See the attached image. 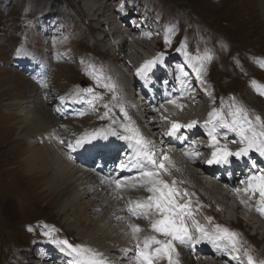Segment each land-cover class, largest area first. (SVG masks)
Instances as JSON below:
<instances>
[{
    "label": "rangeland",
    "instance_id": "374dc122",
    "mask_svg": "<svg viewBox=\"0 0 264 264\" xmlns=\"http://www.w3.org/2000/svg\"><path fill=\"white\" fill-rule=\"evenodd\" d=\"M92 1L96 0H0V264H16L18 260L24 258L26 261H31V264L39 263L41 253L37 251V245L39 242L50 241L49 237L44 235L46 231H51L53 238L67 239L72 244L90 247L98 253L102 247L107 248L110 245L104 241L113 238L109 236L113 235V232L107 231L109 227L101 224L105 221V213L102 218V216H93L88 211L87 221L76 226L74 222L69 224L66 221V214L57 212L54 202L60 199L61 195L58 192L42 191V186L38 184L39 179L25 174L19 148L26 146L22 140L17 139L16 125L12 123L23 116L17 111L14 105L16 102L23 103V107L30 106V111H44L47 121L51 123L55 121L46 105L48 101L45 100L40 105L42 97L34 98L36 87L13 67L18 57L17 50H22L24 43H27L28 31L31 29V33H34L37 29H41V26L38 27V19L42 16L48 17V21L55 17L58 26L65 34V39H53L49 44L50 50L55 55L51 62V76L45 92L48 90V93L53 95V99L60 100V103L69 101L75 92L81 89L83 82H85L84 90L92 84L93 79L86 75L89 68H93L96 73H100L99 69H103L104 56H106V53H103V42L94 43L93 27L86 20L89 16L81 8V5H87L90 10L87 8L86 10L90 12V15L93 14ZM101 1L106 6L100 13L107 15L110 13L108 10L110 7L106 1ZM113 1L117 0H110L112 3ZM150 1L151 3L147 2L148 13L152 17L156 13L159 14L160 27L176 28L174 25L178 23L180 43L191 45L193 53L211 55L212 59L204 62L207 73L205 71L202 73L208 75L209 81L211 79L216 109H221V105L225 103L229 108L231 104L236 103L247 115L260 113L261 103L253 99L246 86V82L251 77L264 80V76L256 72L248 63L249 54L264 56V20L260 16L258 2L245 4V0ZM139 5L142 8L146 7L144 3ZM105 10L108 12L104 13ZM109 19L112 20L110 16ZM31 39L37 42L34 46L40 54L38 41L41 38L38 35L34 37L31 35ZM49 40L45 39L46 44ZM153 47L152 43L145 46V50L153 49ZM137 56L138 54H134L132 58L135 59ZM58 59L61 62L56 63ZM114 76L115 79L118 77ZM29 85L32 87L31 91L23 96L22 89ZM100 97L102 98H99L95 104L96 111L92 113L91 118L86 117L87 120L79 118L80 121L69 122V126L72 125L71 128L75 125L79 127L84 123H88V126L74 128L77 131L66 126L68 131L65 133L68 134L64 135H69V132H80L83 135L95 126L105 127L104 114L108 108L104 105H109V98L102 93ZM28 102L34 103L27 105ZM195 172L197 177L201 178L200 183L210 187L206 184L207 179L203 178L204 176L200 177L199 170ZM41 176L45 177L42 174ZM71 183L74 193L68 194L67 200L72 199V196H79L77 195L79 190L74 188L79 183L74 180ZM220 194L218 197L224 195ZM192 197L200 202L198 193L192 194ZM132 198L134 197L129 198L130 202L133 201ZM89 202H91L90 199L84 197L82 199L81 196L79 205H89ZM200 203L204 207L203 201ZM90 206L93 208L92 204L88 207ZM205 210L208 220L217 227L218 219L210 214L209 207ZM230 211L231 214L237 213V210ZM146 224L147 222H143L140 225ZM232 227H235L240 237L245 238L244 233L238 231L241 229L240 222L237 226L232 225L230 228ZM97 229H99L97 236L104 245H101L102 247L94 242L98 239L97 237H89L90 234H96ZM159 237L164 239L162 236ZM253 241L256 242L254 238ZM71 259L69 256L66 257L67 264Z\"/></svg>",
    "mask_w": 264,
    "mask_h": 264
},
{
    "label": "snow or ice",
    "instance_id": "6c2138e0",
    "mask_svg": "<svg viewBox=\"0 0 264 264\" xmlns=\"http://www.w3.org/2000/svg\"><path fill=\"white\" fill-rule=\"evenodd\" d=\"M166 44H171V40H165ZM180 51L181 49H177ZM22 50H17V55H20ZM163 53L158 54L151 60L145 61L137 70V76H144L148 71L161 62L163 59ZM186 63L190 67H193L196 72L197 79H201V72L203 70V61H210L211 55L206 54L203 58L196 56L192 57L187 51L184 52ZM193 60L201 61L200 66L196 67L192 63ZM182 76H187L186 72L181 73ZM183 82V81H182ZM110 90L115 89V85H105ZM91 92V89H87ZM261 95H264V90H261ZM102 98V97H97ZM63 100V98H61ZM113 99H116L113 96ZM90 105L94 104L93 100H89ZM169 103L176 104L175 100H170ZM105 108L108 105H104ZM177 107H183L177 105ZM108 115L107 112L104 114ZM126 118L127 113L124 114ZM231 122L225 117L221 109L214 108L209 114L208 119L204 121L201 127L208 129V135L211 139V145L215 150L211 153V158L207 159L208 164H227L230 157H236L237 159L247 157L251 151L259 153L261 157H264V123L261 122V117H255V123L252 119H249L247 113L243 109H236L231 113ZM130 119V118H129ZM166 119V117H165ZM171 127L167 132V135L173 136L181 129H193L197 126L198 121L192 120L189 123L182 124L177 121H171ZM228 128L233 132H236L240 137V143L244 147L239 148L237 151H230L227 145L221 146L217 139V128ZM124 131L128 134L121 135V140L134 142L135 155L129 160V164L139 170L138 176L133 178L134 183L126 184V182L119 179L113 180L116 189L122 187L142 188L145 189L150 195L143 200L135 201L134 206L128 207L127 211L134 217H145L150 221V227L153 233L164 237V239L158 238L157 235L146 234L141 239L140 233L142 229L139 225L131 224V235L135 241L134 249H128L127 251L134 252L132 259L135 264H159L162 259H167V264H179L178 260L174 259L176 253L175 243L180 244L199 243L202 239H207L210 243H216L217 241L227 239L232 250L238 253L240 250L236 246L235 234L230 233L227 229H223L217 233H208L204 228L195 220L193 225L198 233L199 237H194L186 223V218L192 215L189 203H179L178 198L188 196L185 191L181 193L176 187L177 181L172 180L171 183L166 181L164 175H172V168L175 167L171 157L168 153L162 149L157 150L152 146L151 141L147 140L138 128L123 126ZM112 135H116L114 130H111ZM108 133L104 131H98L95 133H85L76 139L74 142L67 143L68 149L75 151L84 147L86 144H91L98 139H106ZM235 142V141H234ZM61 144L65 141L61 140ZM190 158L198 156L199 153L186 152ZM122 168H127L128 164L121 165ZM256 167L255 164L252 165ZM178 170V169H177ZM246 192L255 194L259 192L260 201L257 211L264 214V168L254 171L246 177ZM122 219V218H121ZM219 225L217 228L219 229ZM31 231V229H29ZM45 236H48L51 243L56 244L60 251L65 252L72 259L69 264H107V262L101 258V254L94 251L90 247L81 244H72L67 239L53 238L51 231H46ZM247 257L248 264H256L253 257L247 252L244 253ZM234 259H238V256H234ZM264 264V262H261Z\"/></svg>",
    "mask_w": 264,
    "mask_h": 264
},
{
    "label": "bare ground",
    "instance_id": "6f19581e",
    "mask_svg": "<svg viewBox=\"0 0 264 264\" xmlns=\"http://www.w3.org/2000/svg\"><path fill=\"white\" fill-rule=\"evenodd\" d=\"M103 3L101 0L92 1L93 7L91 9L94 10V13L96 12L95 16H97V15L102 16V13H100V12L101 11L103 12V10L105 9V6H106V4L103 5ZM117 3L120 4L121 2H116V4ZM258 8L260 10V16L264 20V0H258ZM105 12H107V10H105ZM126 14L128 17H134V19L137 21L141 20L139 17L135 18V16H131L132 13H126ZM120 15H122V12H120ZM104 17L106 20H109L108 15H105ZM111 21H112V24H114L113 20H111ZM45 39H50V38H49V36H47ZM139 43H141V42H139ZM135 49H136V52H140L143 49V44L142 43L138 44L135 47ZM112 52H114V51H112ZM31 88L32 87L30 85L23 88L21 91V93L24 94L23 96H26V93L30 92ZM34 101H35V99H34ZM33 103L34 102H30V103L28 102L26 104L27 105H33ZM178 103H180L182 105L186 104L184 99L180 100ZM14 105H16L17 111L23 114V116L21 118H19L16 121H13L12 123L16 125V126L15 125H13V126H15V128H16L15 131L18 135L17 139L20 141L22 140L26 146V147L23 146L22 148H19L21 151L19 155L22 158L21 162L23 163V166H24L23 170L25 171V174L27 176L37 177V179H39V182H38L39 186H42V189H41L42 191H44V192L48 191V192H52V193L58 192L61 195V198L57 199L54 202V207L57 210V212L60 211L64 214H66V217H67L66 221L69 224L71 222H74V225H76V226H79V224H83L82 222L87 221V218H88L87 212L90 210V208L88 207L89 205H87V204H84L82 206H81V204L79 205V200H80L81 195H82V194H80V191H81L80 187L86 188L84 185H86L87 182L83 183V176L81 174H78V172L76 170L72 169L68 164H66L61 159V157L58 156L56 150L53 148L52 145L48 144L47 142H43V144L41 146L40 145L35 146L33 144V142H31V138L33 136H36L37 138L42 139L43 135H45L48 132H51L55 129V128H52L53 124L46 120V116H47L46 113L44 111L43 112L35 111V110L30 111V106H24L23 107V103L16 102V103H14ZM126 113H127V117L129 115V118H133V119L136 118V116L132 112H130V110H128ZM123 114H125V113H123ZM179 115H180V111L177 108H175L174 110H171V111H166L164 113V116L167 119H176V117ZM152 118H153V115H152ZM162 120L165 121V119H162ZM69 122H71V121H69V120L63 121V123L66 124L65 126L71 128L72 125L69 126ZM83 125L88 126V123H84ZM24 126L26 128H23ZM74 128L75 127L73 126V128H71V129L75 130ZM75 131H77V130H75ZM99 131L105 132L106 130L101 129ZM77 134H78V132H69V135H64V138H65L67 143L74 142L76 140ZM24 139H25V141H24ZM57 150H60V149L57 148ZM173 163H174L175 167L172 168V175H171L172 178H182V176L187 178L189 176L190 180L193 179L192 181H195L196 183H200L199 179H201V178L197 177V175H196L197 173L195 172L193 167H190L187 165L182 167V165H183L182 163H180V165L174 161H173ZM41 174L44 175L45 177H42ZM203 178H206V177L204 176ZM72 180L76 181V183L80 182L78 186H74V188H77L79 190V191H77V195H79V196H77V197L72 196L73 197L72 199L67 200L68 194L70 195V193H74L73 188H72V183H71ZM177 180L183 181L185 179L182 178V179H177ZM204 182H205V180H204ZM206 182H207V180H206ZM206 184H208V183H206ZM68 190H70V192H68ZM206 190H207V193L214 194L217 197L219 195H221L219 191H217L215 188H213L211 186L206 187ZM82 193H83V191H82ZM125 194L126 195H132V197H134V198L138 197V196H133V195L138 194V192L135 189H129L128 188L125 191ZM64 198H66V199H64ZM99 199L103 200L105 202V204H112L114 197L102 195L99 197ZM110 202H112V203H110ZM71 204H73V205L71 206ZM230 210H237V209H235V207H230ZM104 217L108 218L106 213H105ZM102 218H103V216H102ZM106 218H105V220H106ZM141 227H142V225H141ZM98 231H99V229H97L96 234H90L89 237H93V238L97 237L98 239L94 240V242H96L98 244V246L102 247L101 246V245H103L102 241L97 236ZM109 231L113 232V235L108 234L109 236H111V237L116 236L114 231H111V230H109ZM100 232L103 233L102 231H100ZM142 234H145V233H142ZM146 234L154 235L155 233H153L151 229H147ZM109 239L105 240L104 242H106V243L109 241L111 242V240H109ZM106 246H108V245H106ZM110 251H112V249ZM209 263H213V262H209ZM209 263H207V264H209ZM186 264H189V263L186 262Z\"/></svg>",
    "mask_w": 264,
    "mask_h": 264
}]
</instances>
